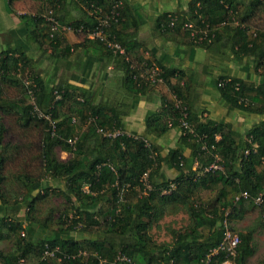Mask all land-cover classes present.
I'll list each match as a JSON object with an SVG mask.
<instances>
[{
	"label": "trees",
	"instance_id": "1",
	"mask_svg": "<svg viewBox=\"0 0 264 264\" xmlns=\"http://www.w3.org/2000/svg\"><path fill=\"white\" fill-rule=\"evenodd\" d=\"M35 1L36 12L20 16L26 37L40 52L48 46L47 56L56 64L77 52L75 65L85 57L93 66L102 53L117 60L124 72L123 88L135 98L156 87L167 93L161 109L147 115L144 134L109 138L101 131L127 132L120 108L101 103L95 93L69 81L45 79L41 60L28 49L0 53V243L14 245L11 252L0 251V264H250L256 254L255 229L244 232L237 223L247 206L259 205V225L264 227V120L242 135L231 123L192 111L183 72L160 65L152 56L138 57L135 43L123 37L131 12L128 0ZM71 5L82 13L79 18L62 15ZM50 10L84 37L80 43L70 45L66 32L53 29L47 19ZM112 12L120 15L100 27L99 20ZM260 12L264 0H191L187 9L156 19L161 33L181 36L205 51L231 38L227 47L238 61L253 60V70L247 78L221 76L215 86L229 110L254 117H264V81L257 83L264 76ZM100 30L104 39L87 38ZM195 30L201 33L193 36ZM153 68L161 70L163 83L149 80ZM11 90L20 97L10 96ZM172 130L179 131L177 146L163 154L155 140ZM59 152L70 157L62 160ZM16 163L18 171L11 172ZM213 165L222 170L211 169ZM164 170L174 176L168 178ZM52 196L64 199L66 207L37 217L42 202ZM261 196L263 203L257 204ZM23 210L24 220L19 218ZM180 210L188 216L186 228L172 230L170 242L157 243L153 228ZM225 221L240 238L237 255L211 256L223 242ZM25 230L29 237H21ZM56 248V257L45 255ZM118 255L126 260L117 261Z\"/></svg>",
	"mask_w": 264,
	"mask_h": 264
},
{
	"label": "crops",
	"instance_id": "2",
	"mask_svg": "<svg viewBox=\"0 0 264 264\" xmlns=\"http://www.w3.org/2000/svg\"><path fill=\"white\" fill-rule=\"evenodd\" d=\"M190 1L128 0L131 12L124 27L125 36L123 37H126L128 43L132 45L135 43L137 49L134 53L138 57L147 59L152 56L160 65L183 72L182 84L186 85L185 97L192 111H196L203 118L231 123L234 130L243 135L256 123L264 120V117L255 118L242 112L229 110L215 85L221 76L247 78L253 70V60L244 58L238 61L227 47L231 45V38L219 43L215 50L205 51L191 47L181 36L161 33L156 27L158 17L165 13L185 10ZM21 2L22 0H18L11 6L9 0H0V53L8 50L28 49V54L41 60L40 63L44 70L42 76L45 79H53L56 83L69 81L74 86L88 89L97 97L101 95V103L114 105L125 112L124 122L127 132L144 134L147 115L161 109L162 98L166 95L167 89L156 87L135 98L131 92L123 88L124 72L117 65V60L105 57L102 53L101 59L93 66H90L85 57L80 66L75 65L77 62L75 60L81 54L77 52L68 60H62L63 64H56L48 58V53L45 51L47 47L40 52L38 44L32 43V40L26 37V31L20 18L22 15L34 14L39 2L32 0L33 9L31 11L29 7V12L23 11L24 8L20 7ZM62 15L66 19H72L79 18L82 13L71 5L64 9ZM257 25L264 30V12L259 13ZM66 38L70 45L82 41L80 36L73 33H67ZM45 56L46 59H44ZM78 79L84 81L79 83ZM262 81H264V76L259 75L257 83ZM135 103L136 106H134ZM243 118L245 120L248 118L252 124L247 123L244 129H240V126L243 127V123H240ZM166 136L174 137L177 144L179 131L172 130L164 137ZM164 137L157 138L155 142H159Z\"/></svg>",
	"mask_w": 264,
	"mask_h": 264
},
{
	"label": "rangeland",
	"instance_id": "3",
	"mask_svg": "<svg viewBox=\"0 0 264 264\" xmlns=\"http://www.w3.org/2000/svg\"><path fill=\"white\" fill-rule=\"evenodd\" d=\"M31 2L32 0H22V2L20 3V7L23 9V11L25 12H29V7H31V11L33 9V7L31 6ZM76 36H79L76 33H73ZM82 40V38H84L83 36H80ZM48 47V46H46ZM46 59V57L44 58ZM42 66V65H41ZM45 67L47 68V64H45ZM44 73V72H43ZM18 92H14V91H10V96L16 97L19 96ZM20 97V96H19ZM98 100H101V95L98 97ZM142 116V115H141ZM256 118V117H255ZM76 123H79V121L76 119ZM240 123H243V127L240 126V129H244L249 123L252 124V122L250 120H248V118H243V120H241ZM31 139H34V136L31 135ZM32 141V140H31ZM29 139H27L25 142H31ZM155 144H159V147L162 150L163 154H166L169 150H171L172 148H176V141L174 139V137L171 136H166L164 137L162 140H159V142H155ZM32 154H36V150H33ZM60 157L62 158V160L64 159H68L70 156L66 153H62L59 152ZM18 163L15 164V166H11V172H16L18 171V167L17 166ZM37 164H33L31 166V170L36 168ZM165 172V176L167 175V177H173L174 173L172 170H164ZM42 207L40 209V211L37 214V217H43L45 215V213L47 211L50 210V212H54V213H59V210H63L66 205L64 203V199H62L61 197H51L49 199L48 202H42ZM248 205V204H246ZM247 210H246V214L244 219L242 220V222H238L237 223V227L239 229H241L242 231H247L248 228H254L255 229V242H256V254L255 256L250 260V264H259L262 260H264V227L259 225V220H260V207L259 205H249L247 206ZM26 211L23 210L20 214H19V218L24 220V216H25ZM188 225V216L187 214L180 210L175 214H167L166 216H164V218L158 223V225H156L152 232L151 235L153 236V238L155 239V241H157V243L162 244V243H167L170 242L172 239V234L171 231L172 230H181L186 228V226ZM28 226L27 223L24 224V227ZM25 234L26 237H29V232H27V230L23 231L21 233V237H23L22 234ZM76 237H80L79 235H76ZM14 249V245L12 242H2L0 243V251H4L6 253L13 251Z\"/></svg>",
	"mask_w": 264,
	"mask_h": 264
},
{
	"label": "built area",
	"instance_id": "4",
	"mask_svg": "<svg viewBox=\"0 0 264 264\" xmlns=\"http://www.w3.org/2000/svg\"><path fill=\"white\" fill-rule=\"evenodd\" d=\"M119 15L120 14L118 12H112L111 15L110 16H107L105 19L99 18V19H101V20H99V26L100 27L101 26H103V27L104 26H107L109 24V21L111 19H116V17H118ZM47 19H48V21L54 23V27H53L54 30L59 29V30H61L63 32H66V33H75V31L71 27H68V26L63 25L62 23H60L59 21H57L54 18V12H53V10H50L48 12ZM186 28L192 29L193 28V25H188L187 24L186 25ZM79 32H81V30H79ZM200 33H201V31H197V30H195V31L192 32L193 36H195L197 34L199 35ZM81 35H83V32H81ZM87 38H89V39H95V38L104 39L101 30L100 31H95V32L89 33L88 36H87ZM201 39H203V38H201ZM108 45H109V47H114L116 49L121 50V48H120L119 45H114V44H112L110 42H108ZM123 52L124 51L122 50L121 53H123ZM160 75H161V70L159 68H153V71L151 73V76H150L149 80H151L153 83H163V78ZM221 84H220V86H221ZM36 112L38 114H40L41 117L46 118V119H49V116L48 115H43L38 108H36ZM184 125L187 126L186 123H184ZM101 132L103 133L104 136L109 137V138H115V137H117L119 135H122V134H126V135H129L130 136L129 132L128 133L127 132L124 133L122 131H118V132H115V133H107V132H104V131H101ZM70 143H73L74 144L75 141L70 140ZM212 168L213 169H216V170H222V167L221 166H218V165H213L211 167V169ZM168 192L169 191L166 190V191H164V194H167ZM243 198L247 199L248 198V194L247 193H244L243 194ZM237 200L239 201V198H237ZM256 203L257 204H262L263 203L262 196L259 197V198H257ZM226 215H229V212L226 213ZM225 227H226V233H225L223 242H222V244L217 249H215L211 253V256H214V255H216L219 252H226L231 257H235L237 255V248H238V246L240 244V238H239V236L237 234H234L228 228V222L227 221H225ZM59 253H60L59 252V248H56L55 250H49V249H47L45 251V255L48 256V257H56L57 255H59ZM116 260L117 261H124V260H126V258L118 255V257H117ZM224 264H232V263L228 261V262H226Z\"/></svg>",
	"mask_w": 264,
	"mask_h": 264
}]
</instances>
